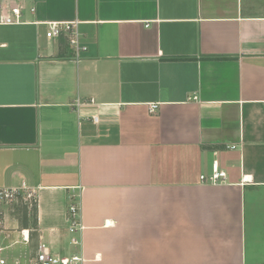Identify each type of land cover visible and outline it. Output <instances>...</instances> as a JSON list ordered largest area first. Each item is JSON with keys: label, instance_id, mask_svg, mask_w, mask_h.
Masks as SVG:
<instances>
[{"label": "crops", "instance_id": "obj_1", "mask_svg": "<svg viewBox=\"0 0 264 264\" xmlns=\"http://www.w3.org/2000/svg\"><path fill=\"white\" fill-rule=\"evenodd\" d=\"M13 6L0 190L37 200L0 201V260L41 245L82 264H264V0H0V19ZM48 23H75L86 50Z\"/></svg>", "mask_w": 264, "mask_h": 264}, {"label": "built area", "instance_id": "obj_2", "mask_svg": "<svg viewBox=\"0 0 264 264\" xmlns=\"http://www.w3.org/2000/svg\"><path fill=\"white\" fill-rule=\"evenodd\" d=\"M21 17V8L18 6H13L9 10V14L0 19V23L5 25H14L19 23ZM45 36L48 39H57L62 36L67 37L68 44L72 51L77 55L80 51H85L86 48L81 46L79 41V34L76 30V24L71 23H48L46 24ZM157 109V105L152 104L149 107V112L153 113ZM93 123H98V117H92ZM232 149L234 147H231ZM225 177L224 172H220L215 167L212 169V174L209 177L200 176V180L207 183H216L221 178ZM37 194L33 189L27 188L22 184L18 188L11 189H1L0 190V201L10 202V201H22L25 205L30 208L36 206ZM75 202V201H74ZM68 215H69V232L73 235L81 231L82 226L80 224L79 215H78V206L75 203H71L68 206ZM23 238H25L23 236ZM27 240V237L25 238ZM72 245L76 246L79 244L78 238L72 237ZM85 260L80 255H74L71 257H55L50 255L48 251L43 247H38V252L33 257L29 264H82ZM0 264H5L3 260H0ZM16 264V263H15Z\"/></svg>", "mask_w": 264, "mask_h": 264}, {"label": "trees", "instance_id": "obj_3", "mask_svg": "<svg viewBox=\"0 0 264 264\" xmlns=\"http://www.w3.org/2000/svg\"><path fill=\"white\" fill-rule=\"evenodd\" d=\"M36 207H34V209H35Z\"/></svg>", "mask_w": 264, "mask_h": 264}]
</instances>
